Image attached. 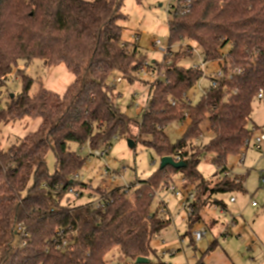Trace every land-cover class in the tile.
Returning a JSON list of instances; mask_svg holds the SVG:
<instances>
[{"label": "trees", "instance_id": "obj_1", "mask_svg": "<svg viewBox=\"0 0 264 264\" xmlns=\"http://www.w3.org/2000/svg\"><path fill=\"white\" fill-rule=\"evenodd\" d=\"M122 4L0 0V87L14 70L22 82V91L0 107V123L42 119L35 132L8 150L0 144V264H105L114 247L126 257L120 264H136L138 257L149 259L144 264H168L151 258V242L171 221L151 212V205L176 173L182 174L183 190L195 186L185 233L194 249L193 231L203 223V212L210 204H222L214 195L244 191L243 178L225 175L226 159L240 155L258 129L249 128V122L254 100L264 93V0H191L187 9L177 0L168 22V47L154 64L122 41ZM184 41L197 43L206 62L218 61L222 67L223 77L212 78L196 105L187 94L204 71L182 67L171 50ZM36 59L46 67L65 63L75 75L64 96L42 85L30 94L34 79L19 64ZM143 67L157 69L164 79L152 83L148 105L135 120L117 105L108 81L118 72L132 82ZM186 121L181 138L171 143L165 128ZM206 121L213 137L197 146ZM138 135L150 136L146 143L161 160L180 151L176 165L159 166L133 191L131 186L98 189V203H71L67 195L78 184L86 158L72 151L70 143L96 151L109 148L116 138L135 140ZM50 151L55 156L52 174ZM204 152L215 155L212 163L218 168L207 180L198 170ZM214 247L216 242L203 255Z\"/></svg>", "mask_w": 264, "mask_h": 264}, {"label": "rangeland", "instance_id": "obj_2", "mask_svg": "<svg viewBox=\"0 0 264 264\" xmlns=\"http://www.w3.org/2000/svg\"><path fill=\"white\" fill-rule=\"evenodd\" d=\"M176 5L177 0H123L122 13L125 15V20L120 22L122 41L137 47L139 54L149 64L161 62L168 47V22L174 15ZM187 46L191 48V51ZM171 50L175 56L176 54L180 56L179 65L182 67L199 66L204 71L200 82L187 94L192 105H196L204 90L210 87L212 78L222 71L221 62H206L201 47L195 42L184 41L173 45ZM186 52L191 54H184ZM19 68L25 69L26 73L34 79L31 95H35L38 87L42 85L64 96L75 80V75L65 63L46 67L42 60L36 59L29 65L20 63ZM15 72L14 70L9 75L7 83L0 87L1 108H6L10 96L22 91V82ZM157 79H164L163 74H160L157 69L147 70L146 75L137 72L132 82L115 72L109 79L108 85L111 86L112 96L122 111L129 117L140 120L148 105L152 83ZM252 107L253 113L249 128L255 126L258 129L252 135L250 145L243 150L244 162L240 163L241 155H229L226 159L230 176L243 178L244 191L214 195V198L220 200L222 204H210L203 212V217L206 222L211 219H216L218 222L213 226H210L208 222L201 223L207 235L200 242L201 249L197 250L190 244V237L185 236L188 226L183 218H187V213L182 206L184 200L195 190V186L191 185L187 191L183 190L182 174L176 173L173 176V184L171 183L167 189H160L155 194L151 205V212H158L160 216L167 217L171 221L167 228L152 238L151 245L155 251V254L151 256L153 260L160 259L168 264H197L196 262L202 258V253L217 239L219 249H224L229 255V259L224 257L226 262L264 264V141L260 151L256 150L253 145L254 139L264 133V98H256ZM41 122V118L26 117L14 122L0 123L1 148L8 150L11 145L35 132ZM186 123L188 121L175 122L165 128L171 143L181 138ZM202 129V137L194 142L197 146L206 145L213 137L207 121L202 125ZM133 133L137 134L136 127L133 128ZM130 139L134 143L132 148L128 143ZM148 140H150L148 135H138L135 140L125 137L116 138L104 156L96 155V151H101L103 148L95 151L89 145L81 147L77 143H70L72 151L79 152L82 157L86 158L84 167L76 177L78 184L67 195L70 202L75 205L95 202L100 196L98 189L109 191L115 187L131 186V191H133L139 181L148 179L161 165V158L146 143ZM214 157V154L208 152H204L200 157L198 170L206 180L217 175L218 168L212 163ZM47 166L49 172L54 173L55 156L52 151L47 155ZM222 174L219 173L220 176ZM172 187L180 193L179 196L175 195ZM231 197L236 199L235 203L231 202ZM253 202L257 204V207L252 206ZM222 208L226 211L222 212ZM234 219L237 220L236 224L233 223ZM177 230L180 236H183L184 243L180 241ZM225 230H228L227 238L222 235ZM125 260L126 257L119 248L114 247L106 255L105 264H120ZM211 263L224 264L225 261L223 258L218 260L216 256Z\"/></svg>", "mask_w": 264, "mask_h": 264}, {"label": "built area", "instance_id": "obj_3", "mask_svg": "<svg viewBox=\"0 0 264 264\" xmlns=\"http://www.w3.org/2000/svg\"><path fill=\"white\" fill-rule=\"evenodd\" d=\"M183 1V6L184 8H189L191 6V0H182ZM24 63V61H22ZM194 68H200L199 66H193ZM140 73H142L143 75H146L147 74V67H143L140 71ZM223 77V74L222 72H218L216 75H215V78L216 79H220ZM118 81H120V79H117ZM213 85H215V83L213 82ZM258 98L259 99H263L264 98V93L261 92L259 95H258ZM263 141H264V133H262L260 136H257L255 139H254V148L256 150H261L262 149V144H263ZM250 142L248 143V146L250 145ZM108 151V148H103V150L101 151H96V155L97 156H104ZM242 156L241 158V161L240 163H243L244 162V157H245V153L244 151L241 152L240 154ZM180 156H181V153L180 151H177V154L175 156V158H173L175 161H178L180 159ZM226 176H230L229 172H227L225 174ZM263 181H264V177H263ZM172 191L175 193L176 196H179L180 193L176 191V188L175 187H172ZM193 199V194H190L185 200L184 202L182 203V206L184 207V209L186 210V213H187V216L192 212V208L190 207V202L191 200ZM98 201V200H97ZM97 201H95L94 203H98ZM231 202H235V198H231ZM252 206L256 207L257 204L255 202L252 203ZM24 235V234H23ZM206 235V229L204 228H201V229H198L194 232V239L196 241V244L198 242H200L202 240V238ZM65 244V242L63 243Z\"/></svg>", "mask_w": 264, "mask_h": 264}, {"label": "crops", "instance_id": "obj_4", "mask_svg": "<svg viewBox=\"0 0 264 264\" xmlns=\"http://www.w3.org/2000/svg\"><path fill=\"white\" fill-rule=\"evenodd\" d=\"M21 64H24L25 65V63H23V62H21ZM231 198H234V197H231ZM231 200V199H230ZM235 202H236V199H235ZM234 202V203H235ZM254 207V206H253ZM257 207V206H256ZM224 211H226L224 208H222V212H224ZM185 220H186V218H183V221L185 222ZM203 222L204 223H207L208 222V224L210 225V226H213L216 222H218L216 219H211V220H209V221H205V218L203 217ZM236 222H237V220L236 219H234V221H233V223H235L236 224ZM202 226V224L200 223L199 225H197L196 226V228L194 229V231H193V233L196 231V230H198V229H201V228H204L203 226ZM178 231V235H179V238H180V241H182V243H184V240H183V236H180V232H179V230H177ZM206 235H207V233H206ZM206 235L204 236V237H206ZM223 236H225L226 238H227V236L229 235L228 234V230H225L224 231V233L222 234ZM202 240H203V238H202ZM202 240L200 241V242H202ZM227 240V239H226ZM225 240V241H226ZM200 242L199 243H197L196 244V247H197V250H200L201 249V245H200ZM213 242H216V247H214V249H212L209 253H207L206 255H203V253H202V258L201 259H199V261H197L196 263L197 264H210L211 263V260H213V258L214 257H216V256H218V260H219V258L221 259V258H223V260L225 261V263L224 264H230L229 262H226V260L224 259V257L225 258H227V259H229V255L227 254V252L224 250V249H219L220 247H219V241L217 240V239H215ZM212 242V243H213ZM206 243H207V241H206ZM211 243V244H212ZM211 245H209L208 246V248L210 247ZM196 258H198V256L196 257ZM195 258V259H196ZM183 264V263H182ZM188 264V263H187ZM212 264V263H211Z\"/></svg>", "mask_w": 264, "mask_h": 264}, {"label": "water", "instance_id": "obj_5", "mask_svg": "<svg viewBox=\"0 0 264 264\" xmlns=\"http://www.w3.org/2000/svg\"><path fill=\"white\" fill-rule=\"evenodd\" d=\"M128 143H129V146L132 148L134 146V143L133 141L130 139L128 140ZM168 164H174L176 165L175 163V160L172 158V157H164L162 160H161V167H165L166 165ZM149 261L148 258H145V257H138L136 259V264H144V263H147Z\"/></svg>", "mask_w": 264, "mask_h": 264}]
</instances>
